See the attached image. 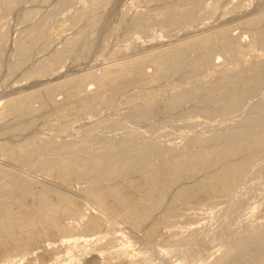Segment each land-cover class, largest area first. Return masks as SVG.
Returning <instances> with one entry per match:
<instances>
[{
    "label": "bare ground",
    "instance_id": "6f19581e",
    "mask_svg": "<svg viewBox=\"0 0 264 264\" xmlns=\"http://www.w3.org/2000/svg\"><path fill=\"white\" fill-rule=\"evenodd\" d=\"M0 1V72L7 71L12 74L11 79L16 77L19 83L30 80L24 84L27 88H14L8 83L0 90V101L7 100L0 110V159L5 160L0 162V251H7L13 242L19 252L27 255L28 261H35L40 257L33 251L45 249L42 244L47 242L51 264H74L92 254L96 260L91 261L90 257L88 264H144L125 253L117 242L115 230L108 225L110 220L126 224L131 230L151 229L155 214L169 217L177 206L186 205L200 196L211 206L225 204L228 200L233 201L242 186L247 189L246 201L251 200L250 192H255L264 175V57L236 71L223 72L214 79H201V83H196L213 66L218 55L234 51L240 54L239 39L232 38L229 30L221 31L213 39L201 37L163 50L152 59L137 57L141 46L135 45L134 36L145 39L153 36L151 32L155 30L156 33L164 32L173 41L186 39L192 35V26L213 17L214 11L205 7L208 0H156L154 2H158L160 7L153 6L156 9L153 10L158 14L147 10L129 17L125 10V1L128 0H95L79 7L80 0H51L57 3L45 17H36L32 11L22 8L24 3L42 0ZM210 1L217 3V0ZM258 1L260 4L263 2ZM247 2L251 0H237L236 7H243ZM15 5H21L19 11L22 12L18 14L21 31L14 37L13 31L8 33L5 27ZM55 17L67 23L71 31V36L61 47H54L53 42L47 39L49 22ZM113 23L115 27H112ZM113 28L122 31L119 32L121 34L116 33V38L121 36L125 46L106 50L104 45ZM204 31L207 30L204 28ZM178 32L182 34L178 36ZM9 43L16 58L11 63L7 62L8 58L5 61L2 54L3 47ZM123 47L130 50L131 54H126L129 59L132 55L129 63L103 69L99 76L92 73L79 76L91 66L89 63L93 62L98 50L113 54L109 57L114 61L119 56L116 52ZM106 52L102 54L106 55ZM234 62L230 58L228 63L232 65ZM147 64L157 66L154 74L160 82V89L167 87L171 90L162 107L166 114L184 113L185 117L203 121L217 120L219 127L206 125L202 129L204 131L198 130L186 136L184 144L193 147V151L168 149L156 139L143 137L139 131L147 129L152 133L158 124L149 123L154 119V104L147 99L146 92L132 91L137 78L145 79ZM109 70L118 75L108 79ZM54 81L58 82L51 85ZM90 83L95 86L94 93L88 91ZM107 87H111L107 90L109 100L124 99L117 105H109L103 93ZM28 90L25 95L14 97ZM7 94L10 96L4 98ZM58 96H61L62 103L57 100ZM85 99H89L91 104L82 105L77 111L79 118L59 121L61 104L82 103ZM201 100L202 105H195ZM117 106L127 112L123 117L112 118ZM106 107L110 114L100 116ZM172 157L179 163L169 164L163 170L160 162H167ZM77 198L85 199L90 205L80 209V205L75 204ZM91 209L95 215L90 213ZM80 224L85 227L81 243L72 237L71 231ZM179 233L175 231L174 235ZM197 234L188 232L175 243L178 246L190 244ZM200 234L205 236V231ZM225 236V239L221 238V249L215 252L214 258H205L204 255L195 262L190 257L194 264H257L261 260L259 264H264V222L241 227ZM207 243L210 246V242ZM52 248L60 249L57 256L51 254ZM56 249L55 252L59 251ZM163 255L161 253V257Z\"/></svg>",
    "mask_w": 264,
    "mask_h": 264
},
{
    "label": "rangeland",
    "instance_id": "374dc122",
    "mask_svg": "<svg viewBox=\"0 0 264 264\" xmlns=\"http://www.w3.org/2000/svg\"><path fill=\"white\" fill-rule=\"evenodd\" d=\"M90 1H95V0H80L81 3L79 2L77 7H79L80 4H86ZM132 1L133 0L125 1V10L127 11V16L128 15L129 16L135 15L136 13L145 12L147 10L148 11L151 10L152 14H155V15L158 14V11H154L156 9H154V7H153V6H155V8L160 7L159 6L160 4H157L158 2H154L156 0H150V1L149 0H134L133 2ZM262 1L263 2H261V4H260L258 0H256V1L251 0V2H247L243 7H236L237 0H217V3L213 2V1L211 2L210 0H208V1H206L207 6L205 5V7L208 10L212 9L214 11L213 17L208 18L209 20L206 19V20L202 21L199 25L192 26L190 28V31H191L190 33L192 35L191 36L188 35L189 37L186 36L187 37L186 39L183 37L184 39L181 38L179 41L178 40L173 41V39L166 36V34L164 32L157 31V33H156L155 30H152V32H151V33H153V36L151 35L145 39H143V38L141 39L139 36H134V38H136L134 40L135 45L138 44L137 45L138 47L141 46V47H139L141 52H140V54H138L139 56H137V57H139L141 59L142 58L152 59V58L156 57L163 50L171 49V48L178 46V45H181V44L190 43V42L197 40L201 37H208L209 39H213V38H216L221 33V31L229 30L230 36L232 38L239 39L240 46H241L240 47V51H241L240 54H236L234 51V53H232V54H225L224 56L218 55L219 57H216V60H214L213 66L211 65L209 70L204 75H202L201 78H199L195 82L201 83V79H205V80L206 79L207 80L214 79V78L218 77L219 75H221L223 72L236 71L239 67H242L243 65L244 66L247 65V64L255 61L259 57H264V45H263L264 33L263 34L261 33V31L264 30V20L260 21L261 23H258V24L256 23V25L254 24V22L258 21L259 19H264V6H263L264 0H262ZM207 2H208V4H207ZM256 2H258V3H256ZM56 3H57V1H55V3H54V1L51 2V0H42L41 2H27L26 5H25V3L23 4L22 8H23V10L28 11V12L32 11L34 14H36L35 15L36 17H45V15H47L49 12L53 11ZM0 4H1V1H0ZM129 4L131 7L129 6ZM256 4H258L257 5L258 7L256 6ZM210 5L213 7H211ZM52 6H54V7H52ZM219 6L220 7L222 6V7L219 8ZM259 6L261 8L262 7L263 8L260 10ZM28 7L30 10L28 9ZM39 7H42V8L40 9ZM252 7H254L255 9ZM257 8H258V10H257ZM20 9H21V5H15L14 10L9 17V23L5 27V30H7L8 33L10 31L11 32L13 31L12 32L13 34L12 33L11 34L14 37L17 36V34L21 31V28H20L21 24H19V21H18L19 20L18 14H21V12H22V11L21 12L19 11ZM129 9H130V11H129ZM133 11H135V12H133ZM119 13L121 14L122 12H119ZM249 13H251V14L249 15ZM242 14L243 15L245 14V15L243 16ZM252 15H254V17ZM218 16H219V18H218ZM228 16H229V18H228ZM245 17H248V18L245 19ZM233 18H234V20H233ZM215 19H216V22L213 21ZM231 19H232V21H231ZM222 20H224V21H222ZM235 20H237V21H235ZM16 22H17V24H16ZM206 22H208V23H206ZM220 22L222 24H220ZM13 23H15V24H13ZM218 24H220V25H218ZM201 26L203 28L202 30H201ZM215 26L217 28H215ZM223 26H224V28H223ZM112 27H115L114 23L112 24ZM219 27H221V28H219ZM204 28H205V30L208 31V33H207V31H204V33L202 32L204 30ZM208 28H209V30H208ZM10 29H12V30H10ZM68 29H69V25L65 22H62V19L60 20L59 17L51 18V22H49V25H48L47 39L49 41L53 42L54 47H61L64 40L66 38H69V36H71L70 35L71 31H69ZM113 29H112L113 31L110 35L111 37L109 36V39H108L109 42L107 41L106 44L104 45L106 50H108L107 48H110V47L125 46V43L122 42L121 36L119 38H116L117 34H121L122 31L120 29H116V28H113ZM196 29L198 30V32ZM115 30H116V32H114ZM210 30H212V31H210ZM200 31H201V33H200ZM119 32H121V33H119ZM114 34H115V37H113ZM181 34H182V32H180L178 34V36ZM60 37H61V39H60ZM245 39L248 41H245ZM112 40H113L114 44H112ZM171 40H172V42H169ZM110 41H111V43H110ZM154 42H155V44H154ZM149 43H151L152 45ZM9 44H10V46H8ZM9 44H6L3 47L4 50L2 51V54L4 56V60H5V58H8V59H6L7 62L9 60L11 63L16 58H15V56H13V55H15V53H14V49L12 47V44L11 43H9ZM119 44H120V46H119ZM147 46H151V47H147ZM6 50H9V51L12 50L11 53L9 51H7V57H5V54H6L5 51ZM122 50H119L116 52V54H118L119 56H118L117 60L113 59L114 61H112V59H111L112 57H109V56H112L113 54L107 55L106 51L98 50L99 53H96L94 55V57L92 58L93 62L89 63V65H91V66L86 68L83 72L79 73V76L83 75L85 73H92L95 76H99L103 69H111L115 65H118V64L123 65L125 63H129V61L131 60V57H132V55H130L131 53L129 52L130 50L128 48H125V47H123ZM103 52L104 53L106 52V55H103L102 54ZM127 52L130 53L129 54L130 59H129L128 55H126V54H128ZM9 54H10V56H9ZM100 54H102V56H100ZM120 54H121V56H120ZM123 54H124V56H122ZM41 56L43 58V55H41ZM41 56H40V58H41ZM94 58L98 59V60L94 61L95 60ZM126 58H128V59H126ZM230 58H233V60H235V62L232 65L230 63H228V62H230ZM107 62H109V63H107ZM223 62H225V63L223 64ZM96 65H97V67H96ZM146 67L147 68L145 69V79H140V78L138 79L137 78L135 80V83L132 86V91L138 92V91L144 90L146 92L147 99H150L153 102L154 107H153L152 118H154V119H151L149 121V123L150 124L151 123L152 124L158 123L156 126L157 130L155 129V131L158 132L157 134L159 136L156 134L155 131L152 133H150L147 129H141V130L139 129V131L141 132L143 137L156 139L159 142H162L161 145H163V146L165 145L164 147H166L168 149H179V148H181L184 151H189V152L193 151V147H189L186 144H184L185 138H187L188 136H191L195 132H198V130L204 131L202 129L205 128L206 125L209 128L219 127L217 120L214 119V120H209V121H203L200 119H196L195 117H191V118L185 117L184 113L166 114L163 111L162 107H163L164 103L168 100L171 90H170V88H167V87L160 89V86H161L160 82L157 80L156 75L154 74L155 73L154 69L157 66L155 67L152 64H150V65L147 64ZM92 68H94V69H92ZM61 71L62 70H60V72ZM0 74H1V76H0V90H1V87L2 88L6 87L7 86L6 84H8V83H9L8 85H12V87L15 86L14 88L23 87V89H24V88H27L24 86L27 85L28 82L30 81V80H27V81L19 83V82H17L18 78L13 77V79H11L12 74L8 73L5 70L3 71V73L0 72ZM6 74L8 76H6ZM117 75L118 74L112 73L109 70V74L107 75V78L113 79ZM13 76H15V75H13ZM11 80H13V81H11ZM57 82L58 81H54L51 83V85H54ZM118 82L119 81H117V84L119 86H122L121 83L119 82L120 83L119 84ZM117 86H116V88H118ZM36 89L41 90L42 88H36ZM113 89H115V87ZM107 90H111V87H107V89L105 91H103L104 96L106 98H108L107 103H109V105H113V106L115 104L117 105V103H119L120 100L124 99L123 97H120L119 99H116V98L113 99L112 98V100H109L110 97H109V92ZM88 91H90L91 93L95 92V86L93 83H90L88 85ZM28 92H29V90L27 92L21 93L17 96H14V97H17V98L21 97L22 95H25ZM9 96H10V94L4 95V98H7ZM59 97H61V96H58L57 100L62 103L63 102L62 98H59ZM85 100H86L85 102L83 100L82 103H81V101H79V102H76L75 104H71V105H67L66 102L61 104V107L59 109V112H61V114H60L61 118L59 117L60 118L59 121L65 122V120H68V119L73 120L75 118H79L77 111H79L82 108V105L86 107V105L88 106L91 104L88 101L89 99H85ZM6 101H7L6 99L0 101V110L2 109L3 104ZM202 103L203 102L201 100L200 102H196L195 105L198 104L197 106H199V105H202ZM139 106H140V104H139ZM122 108L123 107L117 106V109L115 110L116 114L112 115L113 116L112 118L123 117L124 114L127 112V110L124 108L122 109ZM109 114H110V110H108V107H106L105 109H103V111H101V113L99 115L102 117H106ZM76 115L78 117H76ZM62 117H64V118H62ZM231 122L232 121H230V123ZM234 122H235V120H234ZM73 126H76V125H73ZM158 126L160 128H157ZM186 127H192V128H186ZM193 130H195V131H193ZM96 132L102 133V131H100V130H96ZM248 142L249 141H247L246 144ZM261 152L262 151H259V153H261ZM16 153H18V152L16 151ZM168 160H167V162H160V165H161L163 170H166L167 167L169 166V164H174V163L178 164L179 163V162H177L178 159H176L174 157L169 158ZM0 162H5V160H3L1 158ZM262 162H264V161H262ZM261 179H262V181L260 180L261 182H259V184L256 185V187H255L256 188L255 192H252L253 190L250 192L251 200H249L248 202L246 201V198H245V195L247 196V189L244 186H242V187L238 188L237 193L235 194V196L233 198V201L228 200L230 202V204L228 203V201H226L225 204L211 206L210 203L206 202V199L204 197L200 196V197H197L196 199H193L192 201H190L186 205L177 206V208L173 212V215H171L169 217L165 218L164 215L155 214V215H153V218H152L151 229H149V227H147V229H145L143 227L141 230H131L128 225L120 224L119 221H117V220L116 221L110 220L108 225L111 226L115 230V233L118 235L117 242L122 247V249H124L125 253L135 260H138V261L142 260L144 262V264H168V263L169 264H172V263L175 264V262H176V264L177 263L178 264H183V263L184 264H188V263L194 264L198 259L204 258V255H205V258L209 257V256H212L211 258H214L217 255L215 252L218 249H221L220 247L223 243L222 239L226 238L225 234L228 235L229 232L237 231L238 229H240L241 227H244V226L252 227V226L259 225V224L264 222V201H263L264 200V175L261 177ZM192 182L194 184L195 181H192ZM195 184H198V182H195ZM168 187L171 188L173 186H168ZM210 191L211 190H209V192ZM208 194L209 193H207V195ZM142 195H145V194H142ZM253 195H255V196L252 197ZM249 202L250 203L252 202V203L250 204ZM75 204L80 205V209L85 208L86 207L85 205H87V206L90 205L89 202H87L85 199L83 200L81 198L75 199ZM241 205H242V207H241ZM250 206H251V208H250ZM251 212L253 214H251ZM90 213L92 215H95L94 209H91ZM234 218L236 220H234ZM228 223H229V225H228ZM230 223H231V225H230ZM201 226H202V229H201ZM228 226H230V227H228ZM119 227H121V228H119ZM199 227L201 230L199 229ZM227 227L230 228L231 230L229 229L230 230L229 231L227 229ZM84 228H85L84 224L83 225L80 224L78 226H75L73 229L71 228V231L73 233L72 237L74 239H78L77 242L81 243V241H83V236H81V235L83 234ZM224 228L226 230H224ZM182 230H183V232H182ZM220 230H221V233H219ZM175 231H177L178 233L180 232V233L174 235ZM191 231L199 234V235L197 234V238L193 239L190 242V244L188 243V244L182 245V246L176 245L175 242L179 238H181L186 233L191 232ZM202 231H205V236H203V234H200V232H202ZM222 231L225 234H223ZM122 232H124V233H122ZM207 233H209V234H207ZM217 234H218V237H217ZM170 237H172V238H170ZM208 241L210 242L209 243L210 246L206 245V243ZM213 241L215 242L214 244H213ZM192 243H193V246H192ZM198 243H202L201 244L202 247H204V246L205 247L202 248L201 245ZM11 244H12L11 247L7 251H0V264H51V262L48 261V256H47V252H48V247H46L48 245L47 242L42 244V247L43 248L45 247V249L39 248V249H36L35 251H33V254L35 256L38 255L40 257L38 260H35V261L34 260L28 261L27 255H24L23 252H19L17 250L15 244H13V242H11ZM203 244H204V246H203ZM183 246H185V248ZM197 246H200V249H202V250H200L199 247L197 248ZM206 246L207 247L209 246V247L207 248ZM186 247H188V249L190 248V250H188V249L186 250ZM179 248H180V250H179ZM55 249L56 248L51 249V254H53L54 256H57L58 253L60 252V249L57 248L56 250H59L57 252H55ZM196 249H198V250H196ZM54 252L56 255L54 254ZM150 252H152V253H150ZM159 252H160V254H159ZM200 252H202V254ZM148 253H149V255H148ZM161 253L164 254L163 255L164 257L163 256L161 257ZM152 254H154V255L152 256ZM177 254H179V256ZM93 255L94 254H92V256H87L82 261L76 262L74 264H88V261L91 262V261H94V259L96 260V256L95 255L93 256ZM200 255L203 257H199ZM35 256L32 257L31 259H34ZM90 257H91V259H90ZM190 257L194 258L195 262H193L194 259H192ZM179 261H181V262H179ZM260 262H262V260L259 261V263ZM259 263H257V264H259ZM59 264H68V262H61ZM70 264H72V263H70Z\"/></svg>",
    "mask_w": 264,
    "mask_h": 264
}]
</instances>
